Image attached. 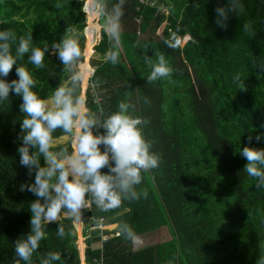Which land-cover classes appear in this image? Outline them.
<instances>
[{
	"label": "trees",
	"instance_id": "obj_1",
	"mask_svg": "<svg viewBox=\"0 0 264 264\" xmlns=\"http://www.w3.org/2000/svg\"><path fill=\"white\" fill-rule=\"evenodd\" d=\"M85 2L0 0V31L12 30L17 40L31 34L33 46L43 48L74 30L83 52L79 70L89 75L93 69L91 78L99 82L98 98L85 90L87 106L108 114L120 101L130 103V113L148 121L144 136L161 163L142 174L139 188L147 189V199L124 201L110 212L95 206L84 211L86 239L78 240L83 252L71 221H61L63 239L56 233L58 224L49 223L33 264L50 251L61 252L62 261L54 264H264V188L243 171L247 161L240 154L246 145L264 149V138L255 140L264 133V72L252 67V57L264 58V0H243L244 13L230 12L226 30L214 21L215 8L227 7L228 0H125L123 52L115 66L105 62L108 37L81 11ZM117 2L108 0L109 6ZM245 23L252 25L253 35L243 31ZM174 32L186 42L172 49L164 41ZM145 33L150 37H140ZM14 49L15 44L13 54ZM92 51L97 57L88 64ZM160 53L175 71L170 79L147 83L151 67L144 56L155 62ZM18 63L29 69L37 81L33 90L43 98L67 80L66 68L51 51L43 69L29 64L28 54ZM15 68L0 79H18ZM236 73L242 74L246 90L233 83ZM21 104L14 92L0 103V264L19 259L16 242L30 233L29 206L37 199L21 191L35 175L20 164ZM54 135L63 139L59 130ZM121 222L137 236L165 226L170 238L134 248L132 240L114 235ZM98 223H116L117 229L91 228ZM75 226L80 229L81 223Z\"/></svg>",
	"mask_w": 264,
	"mask_h": 264
},
{
	"label": "clouds",
	"instance_id": "obj_2",
	"mask_svg": "<svg viewBox=\"0 0 264 264\" xmlns=\"http://www.w3.org/2000/svg\"><path fill=\"white\" fill-rule=\"evenodd\" d=\"M124 3L125 0H118L109 6L108 0H86L81 9L98 22L102 34L108 37L111 47L105 53V62L113 66L120 62L123 52L121 20ZM244 10L243 0H228L227 7L215 8L214 22L217 27L226 30L229 13L242 15ZM242 29L245 33L254 34L249 23L243 24ZM68 32L73 33L74 30L68 29ZM164 42L172 49L180 45L175 32ZM50 51L57 55L71 75L52 90L50 97L43 98L33 90L37 81L29 69L18 61H23L28 54V63L43 69L45 54ZM82 56L76 34L66 35L51 46L45 44L41 48L33 46L31 34L20 36L17 40L12 30L0 31V77H8L14 65L18 76L10 82L0 79V103L8 101L10 92L22 97L23 134L18 152L21 166L27 168L29 176L33 172L35 175L33 183L21 185V191L27 190L37 197L29 206L30 233L26 239L16 242L15 252L19 259L15 264H20L21 260L25 264H33V255L45 239L49 223L58 224L56 233L63 239L66 231L62 220L80 224L83 223L84 211L93 210V206L100 212H110L119 209L124 201L147 199V189L139 188L144 181L142 174H151L161 163L160 155L152 151V142L144 136L143 126L148 121L132 115L130 103L120 101L117 110L108 114L102 109L93 111L87 106L83 93L90 88L98 98L99 82L79 70ZM144 59L151 67L147 83L172 77L175 70L163 53L157 55L155 62L148 55ZM252 67L264 72V58L252 57ZM55 75L52 73L51 77ZM233 83L239 90H246L241 73L234 74ZM58 130L68 143H59L54 135ZM262 138L264 133L258 132L255 136L257 142ZM252 139L250 135L249 144ZM30 148L34 151L30 152ZM240 154L247 161L243 171L255 178L257 188H264V149L246 145ZM102 169L108 171L103 172ZM99 226L102 225L99 223L95 228ZM118 228V235L132 241L137 239L128 223L121 222ZM57 261H62L59 251H50L39 258V264H54Z\"/></svg>",
	"mask_w": 264,
	"mask_h": 264
},
{
	"label": "rangeland",
	"instance_id": "obj_3",
	"mask_svg": "<svg viewBox=\"0 0 264 264\" xmlns=\"http://www.w3.org/2000/svg\"><path fill=\"white\" fill-rule=\"evenodd\" d=\"M86 3V2H85ZM84 3V4H85ZM152 3H153V1H152ZM124 25L122 24V27H123ZM72 34V33H71ZM84 34V33H83ZM101 36V33L99 32V34H98V36L96 37V41H95V43L98 41V37H100ZM140 37H143V38H148V37H150V35H149V33H145V34H143V35H140ZM84 39H85V35H84ZM186 42V37H184V38H181L180 39V45L181 46H183L184 45V43ZM83 45H84V43H83ZM92 50H93V47H92ZM91 57H97V55H95L94 53H93V51H92V53H91V55L89 56V58H88V64H90L89 63V60H90V58ZM82 59H83V56H82ZM91 66V65H90ZM65 73H66V77H67V79L70 77V75H71V72H70V70H68L67 68L65 69ZM83 221V220H82ZM73 225H74V228H75V230H76V234H77V238H76V240H75V243L77 244V246H78V248H79V244H78V240H81V238L83 239V242L85 241V239H86V236L84 235V233L83 234H81L82 232H83V227H84V222L83 223H81V227H80V229H78L76 226H75V224L73 223ZM97 225H99V223L98 224H96L95 225V227L97 226ZM113 227V226H112ZM99 229H111V227L109 228L108 227V225L107 226H99ZM82 231V232H81ZM83 235V236H82ZM103 236H105V235H103ZM170 238V235H169V232L167 231V229L165 228V226H162V227H160V228H157V229H155V230H153V231H150V232H147V233H144V234H142V235H140V236H137V239L135 240V241H133V247L134 248H137V247H141V246H147V245H151V244H155V243H158V242H160V241H163V240H166V239H169ZM86 245V244H85ZM86 247V246H85ZM79 250L81 251V252H83V249L80 247L79 248ZM82 261H84V259H82ZM81 264H82V262H81Z\"/></svg>",
	"mask_w": 264,
	"mask_h": 264
},
{
	"label": "crops",
	"instance_id": "obj_4",
	"mask_svg": "<svg viewBox=\"0 0 264 264\" xmlns=\"http://www.w3.org/2000/svg\"><path fill=\"white\" fill-rule=\"evenodd\" d=\"M99 32H100V30H99ZM59 142H65L66 141V139L63 137V139H57ZM107 225H113V227H111V229H117V227H116V223H111V224H106L105 226H107ZM102 226H104V225H102ZM111 229H106V230H111ZM86 229H85V227H83V232L81 233V234H83L84 233V231H85ZM83 236V235H82ZM106 236V235H105ZM102 237H104V236H102ZM85 242V241H84Z\"/></svg>",
	"mask_w": 264,
	"mask_h": 264
},
{
	"label": "built area",
	"instance_id": "obj_5",
	"mask_svg": "<svg viewBox=\"0 0 264 264\" xmlns=\"http://www.w3.org/2000/svg\"><path fill=\"white\" fill-rule=\"evenodd\" d=\"M92 73V69L91 72L89 73V75ZM95 226H91V228H94ZM114 235H117V232L114 233Z\"/></svg>",
	"mask_w": 264,
	"mask_h": 264
},
{
	"label": "water",
	"instance_id": "obj_6",
	"mask_svg": "<svg viewBox=\"0 0 264 264\" xmlns=\"http://www.w3.org/2000/svg\"><path fill=\"white\" fill-rule=\"evenodd\" d=\"M99 38V37H98ZM85 92V91H84ZM84 94V93H83ZM79 253H80V250H79ZM81 257V256H80ZM83 258H84V256H83Z\"/></svg>",
	"mask_w": 264,
	"mask_h": 264
},
{
	"label": "bare ground",
	"instance_id": "obj_7",
	"mask_svg": "<svg viewBox=\"0 0 264 264\" xmlns=\"http://www.w3.org/2000/svg\"><path fill=\"white\" fill-rule=\"evenodd\" d=\"M187 36V35H186Z\"/></svg>",
	"mask_w": 264,
	"mask_h": 264
}]
</instances>
